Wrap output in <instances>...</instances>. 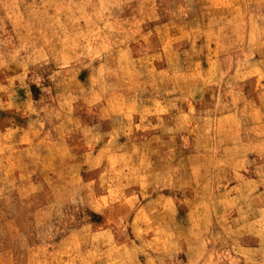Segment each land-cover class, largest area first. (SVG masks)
Segmentation results:
<instances>
[{
    "label": "rangeland",
    "instance_id": "obj_1",
    "mask_svg": "<svg viewBox=\"0 0 264 264\" xmlns=\"http://www.w3.org/2000/svg\"><path fill=\"white\" fill-rule=\"evenodd\" d=\"M0 264H264V0H0Z\"/></svg>",
    "mask_w": 264,
    "mask_h": 264
}]
</instances>
